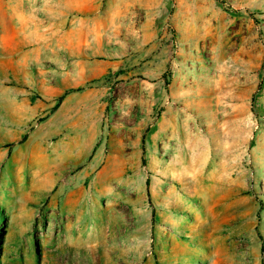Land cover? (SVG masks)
I'll return each mask as SVG.
<instances>
[{"label":"rangeland","instance_id":"obj_1","mask_svg":"<svg viewBox=\"0 0 264 264\" xmlns=\"http://www.w3.org/2000/svg\"><path fill=\"white\" fill-rule=\"evenodd\" d=\"M0 264H264V0H0Z\"/></svg>","mask_w":264,"mask_h":264},{"label":"crops","instance_id":"obj_2","mask_svg":"<svg viewBox=\"0 0 264 264\" xmlns=\"http://www.w3.org/2000/svg\"><path fill=\"white\" fill-rule=\"evenodd\" d=\"M62 190L64 192L65 187H63ZM91 213L92 212L88 209L84 210L78 208V205H66L59 211V222L62 223L66 229H76L79 226L88 228ZM82 245H85V243Z\"/></svg>","mask_w":264,"mask_h":264}]
</instances>
